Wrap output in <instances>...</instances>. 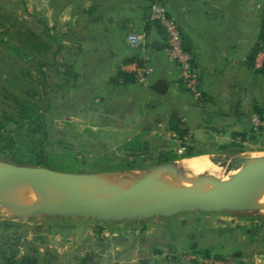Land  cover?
Returning <instances> with one entry per match:
<instances>
[{
  "label": "crops",
  "instance_id": "1",
  "mask_svg": "<svg viewBox=\"0 0 264 264\" xmlns=\"http://www.w3.org/2000/svg\"><path fill=\"white\" fill-rule=\"evenodd\" d=\"M260 1L165 0L198 69L204 94L199 101L181 98L190 92L181 82L179 65L166 53L165 35L154 28L146 32L152 19L149 0H0V21L14 24L25 19L27 29L57 45V64L50 67L55 71L49 80L65 94V104L58 107L70 109L71 94L75 101L93 102L96 111L87 121L92 134L117 140L140 133L142 140L156 133L174 136V129L158 126L164 120L162 97L178 96L172 114L192 126L190 136L213 135L226 142L245 139L254 114L264 118V70L253 67V55L260 47ZM131 33L145 38L131 47ZM155 40L164 47H153ZM1 43L0 63L3 55L9 57ZM136 65L151 67L145 82L137 78ZM163 80L169 85L165 94L151 89ZM79 117L69 119L86 123ZM92 219L48 216L42 226L20 224L13 229L25 239L18 264H203L190 258L202 251L214 258L232 256L234 262L240 252V264H264V221L250 215L190 210L134 221ZM63 227L74 228L61 234L63 240L47 235ZM32 228L43 236V244L35 241ZM136 232L140 246L130 242L129 236Z\"/></svg>",
  "mask_w": 264,
  "mask_h": 264
},
{
  "label": "rangeland",
  "instance_id": "2",
  "mask_svg": "<svg viewBox=\"0 0 264 264\" xmlns=\"http://www.w3.org/2000/svg\"><path fill=\"white\" fill-rule=\"evenodd\" d=\"M260 2H264V0H261ZM257 10L258 22L261 26L259 38L260 50L264 42V5L260 7L258 6ZM24 20L25 19L17 20V25L21 26L19 27V29L16 28L14 24H11L10 20L0 21L1 27L2 24L5 23L0 31L2 39L7 38L6 40L11 41L12 44L20 45L19 41L17 40L16 34L18 33V31H21L20 34H22V32H25V30L22 28L25 26ZM1 44L2 48L5 49V51L9 54L7 45L4 43ZM55 48H57V45H52L51 51H54L57 54V49L55 50ZM257 52H255L253 55V67L255 68V70H260L262 67H256ZM50 62L51 63H49V65L45 66L44 68L43 78L45 80L44 83H41L39 81L40 76L35 69V66L38 63L37 59L32 62L29 57H27L26 59L21 58L20 56H18V58H11L9 54V57L5 58V56L3 55L0 63V121L4 119L3 114L5 113V111L7 113L16 112L17 103L12 99L13 94L22 97L26 96L24 93L26 86L28 89L33 87L35 90H37V96L34 97V100L38 101L42 112L46 114V119L49 122L50 126V133L45 143V151L53 160H55L57 164L60 165V170L78 173L141 171L144 167L147 166L163 163H171L170 165H173L186 159L199 158L201 156L203 158L205 156V158L215 156L228 158L233 156L249 157L264 155V118L259 114H254V116H257L260 119L261 124L256 125L253 121V116L252 130L251 132H247V137L245 139L238 138L232 141L225 142L224 139L213 137V135H206L204 137L202 136L201 138H196L189 135V133L191 134L190 129L192 128V126L186 125L177 114H172L171 107L172 105L174 106L178 104L180 98H178V96H171L168 98L162 97L163 107L160 109V112H162L161 115L164 120L162 121L163 126L159 125L158 127L166 131L167 129H172L170 124L171 118L180 120V129L186 131V136L183 138V140L180 139L179 133L176 130V134H174V136H171L169 133H167L168 135L166 133H162L163 135L161 133L160 135L156 133L154 138H151L152 135H147L146 139L144 140H142L141 133L136 136L131 135L130 139H128L129 136H126L120 140H117L112 136L110 139H108L109 136L107 134H102L101 136L98 134H92V127L88 124L89 122L87 121H89L90 114H93L92 112L96 111L92 110L93 108L91 107V105L93 106L94 103L91 101H75L73 99L75 98L74 94H71L72 100L70 101V109L60 110L58 106L65 104V94L60 91L57 85H55L54 83H50L49 78H52L53 71H55L50 67L56 65L57 61L53 57L51 58ZM23 72H28L27 76H25ZM137 92L138 95H141V93H139L140 91ZM180 96H182L181 98H183L184 101L186 99L195 101H199L202 99L196 98L191 92L189 94H182ZM76 97L77 99H79V95H77ZM150 113L152 116L155 115V111L153 113V110H151ZM75 114L79 115L80 117H84V119H86V123L76 124L73 119H69V116ZM17 122L20 124L22 121L18 118ZM164 122L166 123L165 126ZM2 126L3 125L0 123V136L3 137L7 135V131L6 129H3ZM209 127L211 128L212 126ZM8 128L12 131L11 135L14 137L15 141L20 142L17 134L18 132L25 133V127L23 129H15V125L12 124ZM98 136L102 139H98ZM233 141H235V146L240 149L238 153L229 155L220 152V147L222 145L230 144ZM183 142L187 144V147H185V149H183L182 151H179L180 147H183ZM188 151L197 152L199 154L195 156H184V154ZM171 153L177 154L180 157L175 160L168 161L167 157ZM0 160L15 163L12 161L11 156H8L4 153H0ZM170 177L174 178V176L172 175H170ZM262 194L263 195H260V198H257L254 204L251 203L255 208H237L233 210V212L241 215L253 216L257 219L258 222L264 221V207L262 208V206H264L262 205L264 202V192H262ZM2 213L3 210H1L0 206V224H2L3 222H13L15 224H21L23 226L34 227L42 226V224H44V221L48 219V216L43 214H36L31 217H23L16 214ZM159 218H161V216H159ZM92 220V222H100L99 220L97 221V219ZM67 228L68 227H63L58 228L53 232L49 231L47 235H52L55 238L57 237V239L59 240H63L62 233H66L68 231L73 232L72 230L74 229L72 227L67 230ZM32 231L36 238L35 241H40V244H43V240L41 239L43 238V236L35 232L36 230H34L33 228ZM45 232L47 233V229ZM1 233L2 231L0 229V234ZM137 235L139 236L138 232L134 233V235H130V242H133L135 245L140 246L142 240L139 237H136ZM55 238L52 237V239L54 240ZM24 240V238L20 239V247H25ZM51 241L50 243L52 245L54 242H56ZM50 243L46 242V244L51 248V246L49 245ZM21 249L22 248H19V250ZM139 251L142 253L141 249Z\"/></svg>",
  "mask_w": 264,
  "mask_h": 264
},
{
  "label": "water",
  "instance_id": "3",
  "mask_svg": "<svg viewBox=\"0 0 264 264\" xmlns=\"http://www.w3.org/2000/svg\"><path fill=\"white\" fill-rule=\"evenodd\" d=\"M155 48L164 47L155 40ZM152 90L165 94L168 82L163 80L150 86ZM231 161L247 164L243 174L227 180L210 179L211 186L194 188L179 195H170L159 188L148 177H139L131 182H111L106 175L127 174L130 171H107L78 173L58 170L46 166L22 165L0 160V187L18 181H28L34 186L41 202L26 213H15L23 217L36 214L47 216H78L100 221H134L152 216H172L190 210L205 212L233 211L236 205L249 195L264 189V156L250 158L228 157ZM171 163L144 167V172L166 170ZM80 186L87 189L105 188L106 193L98 198L88 197ZM140 202L131 207V203ZM234 264L241 263V253H235Z\"/></svg>",
  "mask_w": 264,
  "mask_h": 264
},
{
  "label": "trees",
  "instance_id": "4",
  "mask_svg": "<svg viewBox=\"0 0 264 264\" xmlns=\"http://www.w3.org/2000/svg\"><path fill=\"white\" fill-rule=\"evenodd\" d=\"M149 1V7H151L153 2H159L165 6V0ZM17 24V22L14 23V26L19 29L21 26H18ZM3 25H5V23L2 24V27ZM22 28L25 32L20 34L21 31H18L16 34L20 45L12 44L11 41L6 40L7 38L1 39V42L7 45L11 58H18V56H20L21 58L26 59L29 57L32 62L37 59L38 63L35 66V69L40 76L39 81L44 83V68L51 63V58H55L56 52L51 51L52 44L44 41L42 36L27 29L26 26ZM153 28L166 35L163 26L159 22L149 19L146 24V32L149 33L150 29ZM184 47L191 53L185 43ZM260 70H264V64ZM23 73L27 76L28 72ZM24 93L26 95L24 97L13 94L12 99L17 103L16 112L7 113L5 111L3 114L4 119L0 121L3 125L2 128L7 131L6 136H0V153L11 156L12 161L18 164L46 166L60 170V165L57 164L55 160H53L45 151V143L50 133V126L46 119V114L42 112L38 101L34 100V97L37 96V90L33 87L28 89L26 86ZM18 118L22 121L20 124L17 122ZM12 124L15 125V129H23L25 127V133L18 132L17 134L20 142H16L14 137L11 135L12 131L8 127ZM170 124L172 129L179 133L180 139L183 140L186 136V131L180 129V120L171 118ZM235 136L240 135L235 134ZM234 142L235 141L227 145H222L220 147V152L229 155L238 153L240 149L235 146ZM183 146L187 147V144L183 142ZM197 154L199 153L188 151L184 154V156H195ZM179 157V155L171 153L168 155L167 160L171 161ZM20 226V224H15L13 222H3L0 224V229L3 230L0 234V264H18L19 241L22 238V235L20 232L15 230L19 229ZM7 230H13V232L6 233ZM200 254L205 257H211V254L207 251H202ZM215 258L220 259V257Z\"/></svg>",
  "mask_w": 264,
  "mask_h": 264
},
{
  "label": "bare ground",
  "instance_id": "5",
  "mask_svg": "<svg viewBox=\"0 0 264 264\" xmlns=\"http://www.w3.org/2000/svg\"><path fill=\"white\" fill-rule=\"evenodd\" d=\"M260 156L264 155L249 157L255 158ZM205 157L186 159L169 165L166 170L148 172H144L143 170L130 171L127 174L106 175L103 178L111 182H131L139 177H148L168 194L179 195L194 188H209L211 185L207 181L210 179L227 180L233 176L241 175L247 167V164L242 161H231L230 158L226 157ZM241 158L244 157L241 156ZM170 175L174 176V178L170 177ZM79 188L86 196L93 198L101 197L107 191L105 188L87 189L82 186ZM262 192H264V189L256 195L247 196L236 207L241 209L255 208L251 203L254 204L257 198L263 195ZM40 202L41 198L36 188L28 181L3 184L0 187V206L4 214L26 213ZM139 204L140 202H133L130 206L137 207ZM262 205H264V202Z\"/></svg>",
  "mask_w": 264,
  "mask_h": 264
},
{
  "label": "built area",
  "instance_id": "6",
  "mask_svg": "<svg viewBox=\"0 0 264 264\" xmlns=\"http://www.w3.org/2000/svg\"><path fill=\"white\" fill-rule=\"evenodd\" d=\"M264 5V2H260L258 6ZM151 17L153 20L159 22L166 34L165 50L168 57L175 61L181 70L180 79L183 86L190 91L196 98H203V90L201 86L200 76L198 69L195 65L192 53L184 47L183 37L181 30L176 20L169 14L166 6L159 2H153L151 4ZM144 35L131 33L128 35V41L131 47H136L141 39H144ZM264 63V42L261 49L257 52L256 67H262ZM134 71L137 78L145 82L148 76L151 74L152 69L148 65L134 66ZM254 123L261 124L260 119L257 116L253 117ZM185 147H180L179 151H182ZM192 260H198L203 264H234V258L228 256L225 259H219L214 257H205L201 254H192L190 256Z\"/></svg>",
  "mask_w": 264,
  "mask_h": 264
}]
</instances>
